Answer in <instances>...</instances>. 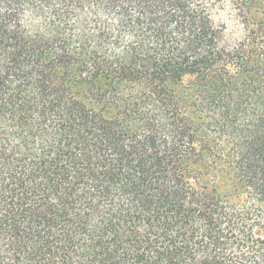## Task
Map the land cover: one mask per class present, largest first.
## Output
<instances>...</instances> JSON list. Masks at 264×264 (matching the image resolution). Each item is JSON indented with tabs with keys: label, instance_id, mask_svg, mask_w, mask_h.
Masks as SVG:
<instances>
[{
	"label": "trees",
	"instance_id": "16d2710c",
	"mask_svg": "<svg viewBox=\"0 0 264 264\" xmlns=\"http://www.w3.org/2000/svg\"><path fill=\"white\" fill-rule=\"evenodd\" d=\"M0 264H264V0H0Z\"/></svg>",
	"mask_w": 264,
	"mask_h": 264
},
{
	"label": "rangeland",
	"instance_id": "374dc122",
	"mask_svg": "<svg viewBox=\"0 0 264 264\" xmlns=\"http://www.w3.org/2000/svg\"><path fill=\"white\" fill-rule=\"evenodd\" d=\"M216 17L227 25V39L230 44H234L243 37L242 28L238 24V19L232 7L220 9Z\"/></svg>",
	"mask_w": 264,
	"mask_h": 264
}]
</instances>
